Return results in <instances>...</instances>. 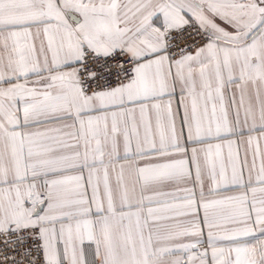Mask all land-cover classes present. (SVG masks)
Wrapping results in <instances>:
<instances>
[{
  "label": "snow or ice",
  "instance_id": "1",
  "mask_svg": "<svg viewBox=\"0 0 264 264\" xmlns=\"http://www.w3.org/2000/svg\"><path fill=\"white\" fill-rule=\"evenodd\" d=\"M0 264H264V0H0Z\"/></svg>",
  "mask_w": 264,
  "mask_h": 264
}]
</instances>
